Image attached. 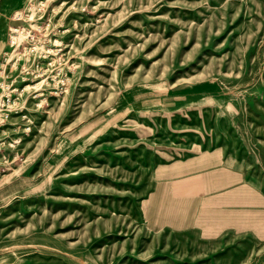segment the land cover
<instances>
[{
  "label": "rangeland",
  "instance_id": "1",
  "mask_svg": "<svg viewBox=\"0 0 264 264\" xmlns=\"http://www.w3.org/2000/svg\"><path fill=\"white\" fill-rule=\"evenodd\" d=\"M0 94V264H264V0H0Z\"/></svg>",
  "mask_w": 264,
  "mask_h": 264
},
{
  "label": "built area",
  "instance_id": "2",
  "mask_svg": "<svg viewBox=\"0 0 264 264\" xmlns=\"http://www.w3.org/2000/svg\"><path fill=\"white\" fill-rule=\"evenodd\" d=\"M1 97H2V94H0V99H1ZM7 100L9 101V100H10V98L8 97V98H7ZM4 115H5V116H7V115H8V113H4ZM0 120H3V117H1V118H0Z\"/></svg>",
  "mask_w": 264,
  "mask_h": 264
}]
</instances>
